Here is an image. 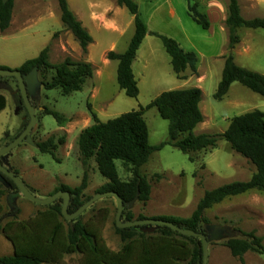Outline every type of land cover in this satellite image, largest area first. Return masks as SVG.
I'll use <instances>...</instances> for the list:
<instances>
[{
	"label": "rangeland",
	"instance_id": "374dc122",
	"mask_svg": "<svg viewBox=\"0 0 264 264\" xmlns=\"http://www.w3.org/2000/svg\"><path fill=\"white\" fill-rule=\"evenodd\" d=\"M66 1L93 39L88 57L87 50L84 53L71 33L63 28L56 0H14V19L23 11H28L29 15L23 18L18 28L14 26L0 33V66L5 69L16 70L23 62L35 58L46 46L51 65H59L70 58L74 62L91 63L93 67L92 77L85 81L81 90L69 95H63L58 89L44 88L43 84L51 82L54 77L53 70L33 71L27 75L25 85L35 110L36 122L23 142L0 157V164L5 169L15 171L27 190L39 200L52 196L61 185L69 188L79 186L85 173L87 187L83 198H91L106 180L98 173L93 160L84 167L79 160L78 136L93 123L88 106L100 122H106L145 107L162 92L198 88L201 91L203 121L195 128L194 134L217 135L216 147L189 156L170 146L154 152L139 168V174L151 187L149 200L145 204L134 200L125 204L123 210L129 211L133 220L138 216L145 219L189 218L205 192L232 182L250 180L254 166L233 152L221 135L233 117L253 110L264 113V97L239 83H232L221 101L213 98L221 79L224 57L228 54L226 16H220L228 0H200L202 11L209 13V17L206 15L210 23L207 31L188 17L186 0H133L149 29L178 40L184 51H192L198 58L197 74L186 70L184 79H178L160 40L148 37L142 42L132 63L139 90L136 98L126 97L118 88L117 61L106 60L108 52L120 54L127 48L134 29L133 23H129L131 15L124 7H119L116 0ZM237 1L244 19L264 17V5L260 0ZM169 7L175 12L172 19L167 13ZM93 15L96 16L95 24L89 21ZM116 28L121 29V35L114 33ZM236 33L239 43L231 50L235 64L264 75V30L241 28ZM0 94L6 99V107L0 112L1 149L22 133L29 122V114L15 78L0 77ZM45 109L59 113L68 122L59 127L51 116L44 114ZM143 119L148 128L150 146L166 141L168 123L159 117L156 109L145 111ZM49 138L55 144L63 141L54 151V159L39 153L36 148L38 143ZM116 168L121 181L131 180L128 168L119 162H116ZM0 190L3 191L0 197V257H3L12 255V247L2 233V227L10 221H26L35 213L44 211L46 206L29 201L4 178H0ZM59 200L62 207L61 196L56 201ZM116 208L115 198L104 197L77 218L83 223L97 224L106 246L112 251H118L121 246L119 236L114 232ZM203 217L206 221L199 230L203 231L207 240L206 264H241L224 244L228 239L245 238L249 233L261 238L264 248L263 192L252 191L226 198L206 209ZM121 219L124 221L123 213ZM65 221L66 227L67 222L71 225L70 221ZM80 259L79 255L72 254L65 256L60 264H80ZM243 261L244 264H264V254L249 251L243 255Z\"/></svg>",
	"mask_w": 264,
	"mask_h": 264
},
{
	"label": "trees",
	"instance_id": "16d2710c",
	"mask_svg": "<svg viewBox=\"0 0 264 264\" xmlns=\"http://www.w3.org/2000/svg\"><path fill=\"white\" fill-rule=\"evenodd\" d=\"M63 28L70 32L81 50L86 53L92 43V37L71 12L66 0H56ZM14 0L5 3L0 0V33L10 26ZM119 7H124L133 17V34L123 53L110 51L106 59L117 61L116 83L126 97L136 98L139 90L133 75L132 63L136 58L144 38L151 35L160 40L164 51L170 58V66L178 79L190 70L197 74L198 58L192 51H184L179 44L167 36L156 32H148L145 22L141 19L137 4L133 0H116ZM187 15L193 23L207 31L210 23L202 11L198 0H186ZM225 26L228 31V54L224 57L221 79L213 95L214 100L221 101L227 94L232 83H239L251 92L264 97V75L246 70L235 64L231 50L239 43L236 31L245 29H263L264 17L244 19L241 16L237 0H228ZM0 69H5L0 66ZM53 70L51 82L44 83L46 90L58 89L63 95L80 91L85 81L92 77L93 67L87 62H74L64 59L59 65L48 62V49L44 48L36 58L25 61L18 70L27 76L33 70ZM201 91L198 88L177 89L159 94L145 107L130 111L120 116L100 122L97 116L88 110L92 125L83 129L77 139V148L81 165L87 166L93 160L98 173L106 183L96 194L116 193L124 205L132 201L145 204L150 197L151 187L146 178L139 174V168L147 163L150 156L170 146L183 155L206 149H214L217 135L194 134V130L203 121L200 111ZM6 107V99L0 94V112ZM156 109L159 117L167 124V139L158 146L148 143V128L143 114L149 109ZM45 115L51 116L59 127L68 122L59 113L45 109ZM221 137L230 149L251 163L255 172L249 181L232 182L204 193L195 211L189 218L155 217L182 229L203 234L199 227L206 221L203 212L212 205L226 198L245 194L249 191L264 193V113L253 110L230 119ZM56 144L52 138L36 145L39 153L47 154L54 159ZM189 159V158H188ZM191 162V160L189 159ZM116 162L128 168L131 180L123 182L118 177ZM12 172V171H11ZM15 176L17 173L12 172ZM13 189L17 190L12 181L3 177ZM87 187V177L83 174L81 184L75 188L61 185L52 194L63 191L69 194L67 213L79 209L90 197L83 198ZM3 191L0 190V197ZM61 200L48 206L44 211L37 212L26 221H10L2 227V233L12 247V255L0 257V264H60L65 256L77 254L81 257L80 264H201L202 247L198 238L182 236L171 229L158 226L151 233L144 232L149 226L119 229L114 225V232L119 236L121 246L118 251L110 250L101 235L100 227L95 223L80 219L70 221L65 226L61 214ZM124 208V207H123ZM124 211V210H123ZM125 222L133 221V215L124 211ZM1 212V207H0ZM122 218V216H121ZM138 216L135 220H144ZM122 220V219H121ZM143 230V231H142ZM230 254L244 264L243 255L249 251L264 254L261 238L253 233L245 238H231L225 244Z\"/></svg>",
	"mask_w": 264,
	"mask_h": 264
},
{
	"label": "water",
	"instance_id": "95a60500",
	"mask_svg": "<svg viewBox=\"0 0 264 264\" xmlns=\"http://www.w3.org/2000/svg\"><path fill=\"white\" fill-rule=\"evenodd\" d=\"M7 0H2L3 3H5ZM36 71V70H33ZM32 71V72H33ZM0 77H13L15 78L17 82V86L19 89L20 97L21 100L27 109V112L29 114V122L25 129L22 131V133L15 138L12 142L4 146L3 148L0 149V157L6 155L9 153L13 148L18 146L23 140L26 138L27 134L31 131L32 127L34 126L36 122V117H35V110L32 107L28 93L26 90V85L25 81H27V76H22L21 73L18 70H8V69H0ZM3 177L9 179L10 181L13 182V184L16 186V188L19 190V192L29 201L41 205V206H47L52 203H54L60 196L62 197V207H61V214L63 218L67 221H72L78 218L90 205H92L95 201L102 199L104 197H113L116 200L117 203V208H116V216H115V226L119 229H126V228H133V227H141V226H149L150 228L144 230V232L151 233L154 231L155 227L158 226H164L169 229H171L174 232H177L178 234L182 236H187V237H193V238H198L201 241V247H202V264L207 263V240L206 236L200 232H194L192 230H186L182 229L178 226H175L174 224L164 221V220H159V219H144V220H133L129 222H125L121 220L122 216V211L124 207V203L121 200V198L113 192H105V193H99L96 194L95 196L91 197L88 201H86L79 209H77L75 212L68 214L67 213V206L69 202V194L67 192L63 191H58L54 193L52 196L48 197L47 199L44 200H39L35 198L28 190L27 188L23 185V183L18 179L17 176H15L12 172L9 170L5 169L1 164H0V178L3 179Z\"/></svg>",
	"mask_w": 264,
	"mask_h": 264
},
{
	"label": "crops",
	"instance_id": "0c3cea01",
	"mask_svg": "<svg viewBox=\"0 0 264 264\" xmlns=\"http://www.w3.org/2000/svg\"><path fill=\"white\" fill-rule=\"evenodd\" d=\"M198 1L200 2V0H198ZM260 2H262L261 4L264 5V0H260ZM70 10H71V9H70ZM14 13H15V5H14V3H13V9H12V15H11V22H10V26L8 27V29L11 28V27H14V26H15L16 28H18V27L20 26L19 24H20V22L23 20V18H24V17H27V16L29 15V12H28V11H26V12L23 11V12H22V13L16 18V20H15V19H14ZM72 13H73V12H72ZM167 13H168L169 18L172 19V18L175 17V12H174V10H173L172 7H169ZM205 13H206V15L209 17V13H208L207 11H205ZM220 13H221V14H220L221 17H225L226 14H227V10H226V9H224V10L222 9ZM74 15H75V14H74ZM75 16H76V15H75ZM76 18L78 19L77 16H76ZM95 18H96L95 15H93L92 18H91V16H90L89 21H90L91 23L95 24V23H96ZM262 18H263V17H262ZM78 20H79V19H78ZM79 21H80V20H79ZM80 23H81V21H80ZM129 23H130V24L133 23V17H132V16H131V18H130V20H129ZM81 24H82V23H81ZM82 26L84 27L83 24H82ZM146 26H147V25H146ZM84 28H85V27H84ZM85 29H86V28H85ZM86 30H87V29H86ZM116 30H117V32H114V33H116V34H118V35H121V33H122L121 29H117V28H116ZM147 30H148V32H155V31H153L152 29H149L148 27H147ZM87 31H88V30H87ZM178 32H179V31H178ZM181 32H182V34H183V31H182V30H180V33H181ZM88 33H89V32H88ZM159 34H160V33H159ZM148 37H152V36H151V35H147V36L144 38L143 42L146 41V40H148ZM92 40H93V39H92ZM175 40H176V39H175ZM176 42H178V40H177ZM92 44H93V41H92ZM92 44H90V45H92ZM178 44H179V46H182L179 42H178ZM90 45H89V46H90ZM89 46L87 47V57L90 55V54H89V52H90V50H89ZM45 48H47V46H46ZM112 48H113V47H111V49H112ZM140 48H141V46H140ZM140 48H139V49H140ZM42 50H43V49H42ZM42 50H41V51H42ZM41 51H40V52H41ZM138 51H139V50H138ZM40 52H39V53H40ZM38 55H39V54H38ZM38 55H37V56H38ZM104 55H105V52L103 53V56H104ZM37 56H36V57H37ZM36 57H35V58H36ZM88 60H90V59L88 58ZM106 60H107V59H106ZM107 61H108V60H107ZM23 63H24V62H23ZM23 63H22V64H23ZM87 63H88V62H87ZM107 63H108V62H107ZM22 64H21V65H22ZM90 64H91V63H90ZM21 65H20V66H21ZM91 65H92V64H91ZM20 66H19V67H20ZM19 67H18V68H19ZM116 68H117V67H116ZM254 172H255V169H254ZM254 172H253V173H254ZM253 173H252V175H253ZM252 175H251V176H252ZM251 192H252V191H249V192H247V193H251ZM247 193H245V194H247ZM245 194H241V195H245ZM238 196H240V195H238ZM235 197H237V196H235ZM35 214H36V213H35Z\"/></svg>",
	"mask_w": 264,
	"mask_h": 264
}]
</instances>
